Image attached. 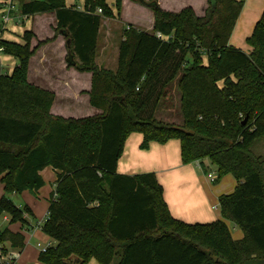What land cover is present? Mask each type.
<instances>
[{
  "label": "trees",
  "instance_id": "obj_1",
  "mask_svg": "<svg viewBox=\"0 0 264 264\" xmlns=\"http://www.w3.org/2000/svg\"><path fill=\"white\" fill-rule=\"evenodd\" d=\"M134 1L154 13L153 31L127 29L114 72L96 64L102 20L115 15L105 0H84L83 10L66 0H20L22 18L55 13L67 66L92 74L90 104L101 114L52 115L54 93L28 81L36 50L0 41L3 53L18 60L11 73L0 60V183L6 193L0 215L27 225L31 210L17 207L11 196L37 193L45 184L40 172L52 167L56 187L42 231L54 243L41 252L43 264H113L119 252L117 264H264V160L253 151L264 138V12L247 39V54L229 45L243 0H207L203 16L191 7L173 13L157 1ZM121 4L115 0L117 16ZM173 81L180 125L155 117ZM132 133L143 135L142 149L180 140L183 164L203 167L208 160L215 182L232 175L237 186L219 206L244 238L234 240L224 220L188 224L172 217L154 173L118 174ZM6 242L25 247L22 234L0 229V244Z\"/></svg>",
  "mask_w": 264,
  "mask_h": 264
},
{
  "label": "crops",
  "instance_id": "obj_2",
  "mask_svg": "<svg viewBox=\"0 0 264 264\" xmlns=\"http://www.w3.org/2000/svg\"><path fill=\"white\" fill-rule=\"evenodd\" d=\"M1 1H3L4 6L10 1L20 3V0ZM128 1L132 2L131 0ZM205 1L206 4L202 7L200 13L195 4L189 0H182L176 11L169 10L168 5L163 0H158L157 4L164 11L173 13H178L186 7H191L198 16H203L208 7L207 0ZM243 1V8L229 39V45L249 54L251 48L247 44V39L253 33L256 23L264 12V0ZM134 3L139 10L147 12L149 27L151 29L143 30L142 26L132 22H125L123 24V18L121 20H102L104 28H106L104 30L105 36L101 41L100 26L97 45L100 48V52L96 57V64L100 68L114 72L117 71L120 44L125 40V34L122 35V32L127 24L133 28L137 27V31L149 33L153 31L155 23L154 13L149 8L136 2ZM66 4L70 8L84 9V0H68ZM50 16L53 17L54 24H57L55 13L36 15L28 18L32 20V24L23 30V33L18 34V37H21L27 30L34 31L36 36H39L38 20L43 22ZM116 22L121 24L119 26L116 25L117 28L115 29L113 23ZM11 23L8 24L7 30L3 33V39L8 42L23 44L19 38L11 34L14 32L17 33V27L23 26V24L18 25L15 21L13 23L15 28L10 30L9 26ZM129 28V26L126 27V30ZM114 44L116 45L115 49L113 47ZM66 54V40L63 36H59L52 44L43 48L41 52H38L33 57L30 67L35 63L39 68L35 70L34 80H32L31 71H29L28 81L34 86L54 93L55 100L51 107V114L54 116L65 119H80L101 113V110L92 107L90 104L89 92L92 87V74L78 72L75 68H68L67 63L65 64L64 62ZM7 57V65H11V67L6 69V72L11 73L18 65V60L11 56ZM13 59L15 60L14 62ZM34 59L36 60L33 62ZM53 63H55L54 66H52ZM48 65L52 68L49 74H47L49 72V68L47 71ZM2 67L5 69L3 65ZM47 75L49 76L48 78L46 77ZM84 77L88 78L87 87L79 85ZM83 104L84 107H82ZM155 117L161 120L157 116V112ZM142 143L143 135L141 133H132L127 138L124 144L123 154L118 161V174L133 176L154 173L158 183L162 186L163 198L168 210L175 219L188 224H206L224 220L221 215L219 198L222 195L234 192L237 181L232 175H226L219 181L212 182L210 174L213 172L216 174V167L211 165L208 160L204 161L203 167L198 163L183 164L180 140L171 139L165 144L151 142L147 149L141 148ZM40 175L45 184L37 193L33 194L25 191L21 195L11 196L12 201L17 207L22 208L27 206L31 210L32 215H26L27 225L21 223H3L2 229L7 228L13 233L22 234L25 238V247L23 249L13 246L10 242L4 243L8 254L13 256V261L10 264H43L39 260L41 250L38 244L46 246L50 242L53 243V240L44 234L38 224L43 223L47 218L49 197L56 187L57 171L52 167H47L40 172ZM4 189V184L0 183V199L6 195ZM15 199H17L16 202L14 201ZM224 221L228 225L234 240L244 238V234L238 226L230 221ZM229 222L233 224L232 229L230 228ZM233 232L236 234L233 235ZM87 264L99 263L95 259H92Z\"/></svg>",
  "mask_w": 264,
  "mask_h": 264
},
{
  "label": "rangeland",
  "instance_id": "obj_3",
  "mask_svg": "<svg viewBox=\"0 0 264 264\" xmlns=\"http://www.w3.org/2000/svg\"><path fill=\"white\" fill-rule=\"evenodd\" d=\"M107 5L111 8V10L113 11V13L116 15H114L113 18H105L108 20L111 19H117V20H121V18H123V24H125V22H132L135 23L137 25H140L143 27V30H150L151 28L149 27V21H148V14L145 11L139 10L136 6H135V1L131 0L132 2H129L128 0H122V9L119 11L118 16H117V7L115 6V0H105ZM145 2H151V1H157L158 0H144ZM165 2V4L168 5L169 10H173L176 11L178 10L182 0H163ZM192 1L197 10L199 11V13L202 10V7L205 6L206 1L205 0H189ZM15 1V5L17 6V11H19V6L20 3ZM66 3H68V0H66ZM208 5V4H207ZM15 13V12H14ZM53 14V13H50ZM103 15V13L101 14ZM103 19V20H105ZM15 22V20H13ZM13 22V23H14ZM17 22V20H16ZM11 23L10 24V30L15 28L14 24ZM23 26H18V32L17 33H11L13 34V36H16L17 38H19L22 43L24 45H28V48L30 49V51L32 50H36L35 54L31 57L30 61H29V67H28V77H29V71H31V78L32 80L35 79V70L37 68H39L35 63H33V66L30 67L31 65V60L33 59V57L36 56V54L38 52H41V50L47 46H49L50 44H52L59 36H62L61 34L57 33V28H56V24H54V20L53 17L50 16L48 17L45 21L41 22V20H38L37 24L39 26V36H36L34 31L31 30H27L24 32L23 35H21V37H18V34L23 33V30L27 29L28 27H30V25L32 24V20L31 19H25L23 22ZM114 24V28L116 29L119 24L121 23H113ZM18 25H22L21 23ZM130 27L131 31H137L138 28L135 27H131L129 24L126 25V27ZM126 27L124 28L122 35L125 34ZM38 28V27H37ZM106 28H104V24L103 22L101 23V35H100V40L102 41V39L105 36V30ZM25 33H28L25 39ZM46 42V43H44ZM115 44L113 45L114 49H115ZM67 47V45H66ZM100 52V48L99 46H97V50H96V57ZM8 55H5L4 53L0 54V60L2 62V65L5 67L4 71L6 72V69H9V67H11V65H7V57ZM67 58H68V51L67 54L65 56V64L67 63ZM36 59L33 60V62ZM12 61V60H11ZM15 60L13 59V62ZM55 63L52 64V66H54ZM49 68V72L47 74H49L51 72V67L50 65H48L47 67V71ZM31 69V70H30ZM8 72V71H7ZM47 78L49 77L48 75L46 76ZM87 77H84L79 85H82L83 87H87L88 86V81H87ZM83 103V102H82ZM82 107H84V104L82 105ZM83 112V111H82ZM87 114V113H86ZM101 114V113H99ZM97 114V115H99ZM157 116L159 117V119H161L162 121H166L169 123H175L180 125V121H182L181 118V113H180V109H179V94H178V90L176 88V84L175 81H173V83L168 87L167 89V94L166 97H164V99H161V103L159 104V107L157 109ZM167 118V120H165ZM253 151L257 156H261L264 160V138L259 140L258 142H256V144L253 147ZM215 174V172H213ZM231 179H233L231 177ZM12 199V197H11ZM15 202L17 201V199L14 200ZM9 218L10 216L8 214H6ZM26 217V216H25ZM230 228H233V224L230 223ZM236 233L233 232V235H235ZM54 243V241H53ZM2 248L4 250V256L3 259L1 260L2 262H7V263H11L13 261V256L8 254L7 248L4 244H1ZM55 245V244H54ZM120 260V252L119 254L115 257L113 264H117Z\"/></svg>",
  "mask_w": 264,
  "mask_h": 264
},
{
  "label": "built area",
  "instance_id": "obj_4",
  "mask_svg": "<svg viewBox=\"0 0 264 264\" xmlns=\"http://www.w3.org/2000/svg\"><path fill=\"white\" fill-rule=\"evenodd\" d=\"M96 13L101 14L102 10L98 8L96 10ZM25 19L26 18H22L20 17V15H18L17 6L13 3V1H10L9 3H7L4 6V8L0 11V41L4 40L3 33L7 30V26L9 23H11L13 20L15 21L17 20L16 22L17 24H20V23L23 24L22 22ZM158 37L161 38L162 35L158 34ZM3 51L4 49L0 47V54L3 53ZM210 176H211V181L215 182L217 179L216 174L212 173L210 174ZM3 223H10V218L6 214L0 215V229L3 228ZM43 223L38 224V226L42 228ZM52 246H53V243L51 242L48 243L46 246H42L41 244H38V247L40 248L41 252L47 251V249H49ZM3 256H4V250L2 248V245L0 244V263L9 264L7 262L1 261L3 259Z\"/></svg>",
  "mask_w": 264,
  "mask_h": 264
}]
</instances>
